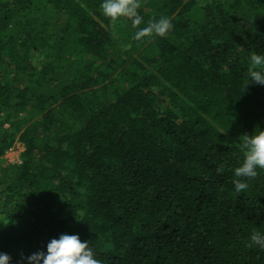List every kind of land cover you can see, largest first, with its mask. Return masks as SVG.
<instances>
[{
	"label": "trees",
	"instance_id": "16d2710c",
	"mask_svg": "<svg viewBox=\"0 0 264 264\" xmlns=\"http://www.w3.org/2000/svg\"><path fill=\"white\" fill-rule=\"evenodd\" d=\"M1 123L0 264H264V0H0Z\"/></svg>",
	"mask_w": 264,
	"mask_h": 264
},
{
	"label": "rangeland",
	"instance_id": "374dc122",
	"mask_svg": "<svg viewBox=\"0 0 264 264\" xmlns=\"http://www.w3.org/2000/svg\"><path fill=\"white\" fill-rule=\"evenodd\" d=\"M19 116H20V118H17V119L18 120H22V118L24 117V114L22 113ZM0 127H2V129H9V124L8 123H1ZM21 133H22V130L16 134L15 143L10 148V149H13V150L10 152L9 151L10 149H9L3 155V157L0 158V166L19 164L20 156H21L22 152L25 149V146H24L23 142L19 139Z\"/></svg>",
	"mask_w": 264,
	"mask_h": 264
},
{
	"label": "built area",
	"instance_id": "2783aa9c",
	"mask_svg": "<svg viewBox=\"0 0 264 264\" xmlns=\"http://www.w3.org/2000/svg\"><path fill=\"white\" fill-rule=\"evenodd\" d=\"M13 149H10L9 151L11 152Z\"/></svg>",
	"mask_w": 264,
	"mask_h": 264
}]
</instances>
